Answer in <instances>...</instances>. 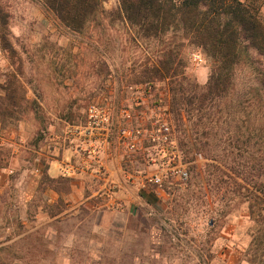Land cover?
I'll return each instance as SVG.
<instances>
[{"label":"rangeland","instance_id":"obj_1","mask_svg":"<svg viewBox=\"0 0 264 264\" xmlns=\"http://www.w3.org/2000/svg\"><path fill=\"white\" fill-rule=\"evenodd\" d=\"M257 7L264 22V2ZM0 9L6 15L0 21V50L12 65L7 76L37 84L53 71L57 87L49 103L58 119L80 122L99 94L111 92L120 100L136 84L155 85L189 177L165 184L160 196L154 186H145L149 208L131 220L141 226L136 264H222L217 255L229 252L237 264H264V245L259 260H250L256 224L248 217L245 189L264 194V188L260 192L248 183L264 180V171L250 168L264 163L263 56L248 48L251 57L233 66L220 96L199 108L182 102L179 88L186 96L205 93L216 60L179 27L157 35L138 32L124 18L119 0H100L79 31L64 26L43 0H0ZM193 52L203 57L199 65L190 59ZM39 239L37 254L31 237L24 246L0 244V264H64ZM104 264L134 263L128 258Z\"/></svg>","mask_w":264,"mask_h":264},{"label":"crops","instance_id":"obj_2","mask_svg":"<svg viewBox=\"0 0 264 264\" xmlns=\"http://www.w3.org/2000/svg\"><path fill=\"white\" fill-rule=\"evenodd\" d=\"M10 69L0 50V101L21 102L0 106V244L24 246L31 237L32 253L37 254L42 238L50 255L64 264L128 258L136 264L141 226L131 220L149 208L143 186L148 167L142 157L126 156L119 146H105L98 162L88 164L80 143L64 139L65 124L73 122L58 119L49 103L57 87L54 72L48 70L47 77L34 84L20 76L11 80ZM110 93L98 98L129 100ZM34 102L38 105H28ZM4 108L11 117L2 112ZM67 164L75 170L64 175L61 169ZM217 257L222 264H237L231 252Z\"/></svg>","mask_w":264,"mask_h":264},{"label":"trees","instance_id":"obj_3","mask_svg":"<svg viewBox=\"0 0 264 264\" xmlns=\"http://www.w3.org/2000/svg\"><path fill=\"white\" fill-rule=\"evenodd\" d=\"M99 1L43 0V3L64 26L79 31ZM263 2L264 0H119L124 18L138 32L157 35L179 27L216 60L211 72L210 87L205 93L198 98L195 95L186 96L184 90L179 88L181 101L189 105L196 102L199 108L220 96L223 91L220 84L226 81L233 66L242 57H251L248 48L264 57V22L257 7ZM5 17L0 9V21L4 22ZM170 69L171 66L166 68L167 74ZM262 77L264 78V74ZM2 102L0 101V106L3 105ZM14 105L16 104L12 106ZM2 112L11 117L7 108ZM203 135L206 133H202ZM213 167L216 168V165ZM250 168L258 173L262 172L264 163L251 165ZM248 183L255 190L263 192L264 180L259 183L250 178ZM245 189L248 217L256 224L252 228L249 242L250 260L256 262L261 257V246L264 245V194L258 195L248 187Z\"/></svg>","mask_w":264,"mask_h":264},{"label":"built area","instance_id":"obj_4","mask_svg":"<svg viewBox=\"0 0 264 264\" xmlns=\"http://www.w3.org/2000/svg\"><path fill=\"white\" fill-rule=\"evenodd\" d=\"M190 59L196 65L203 62L199 52H193ZM156 90L152 83H139L132 87L125 103L108 98L92 100L85 108L83 119L65 124L62 133L65 140L80 143L88 164L98 162L105 146H119L126 156L140 155L148 167L143 175V186H154V193L160 196L165 184L186 182L189 171L171 125L161 112L160 100L155 98ZM193 156L202 159L199 152H194ZM74 170L71 164L61 169L64 175ZM34 172L39 173V169L35 168ZM110 190L114 191V187Z\"/></svg>","mask_w":264,"mask_h":264}]
</instances>
